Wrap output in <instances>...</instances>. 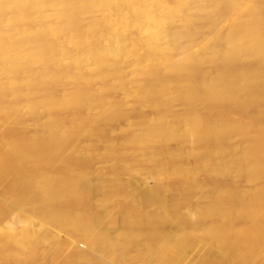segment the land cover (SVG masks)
<instances>
[{
    "label": "bare ground",
    "instance_id": "1",
    "mask_svg": "<svg viewBox=\"0 0 264 264\" xmlns=\"http://www.w3.org/2000/svg\"><path fill=\"white\" fill-rule=\"evenodd\" d=\"M0 264H264V0H0Z\"/></svg>",
    "mask_w": 264,
    "mask_h": 264
}]
</instances>
